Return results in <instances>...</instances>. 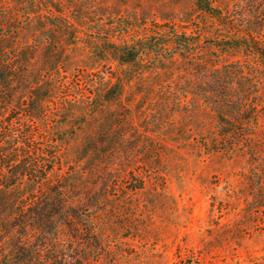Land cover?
<instances>
[{"label": "rangeland", "instance_id": "1", "mask_svg": "<svg viewBox=\"0 0 264 264\" xmlns=\"http://www.w3.org/2000/svg\"><path fill=\"white\" fill-rule=\"evenodd\" d=\"M213 3L210 24L195 0H0V257L51 197L80 232L37 259L264 264V0ZM163 22L196 53L121 57Z\"/></svg>", "mask_w": 264, "mask_h": 264}, {"label": "trees", "instance_id": "2", "mask_svg": "<svg viewBox=\"0 0 264 264\" xmlns=\"http://www.w3.org/2000/svg\"><path fill=\"white\" fill-rule=\"evenodd\" d=\"M195 5L198 11L203 14L204 18L209 20L210 24L222 20V11L214 5L213 0H195ZM142 29L141 35L143 42H141L140 46H136L135 43H127L124 41L121 48V57L131 60L143 51L145 57L149 59V61L161 63L172 59L175 56L196 53L195 49L197 43L195 44V42H191V39L193 37L199 39L200 33L197 32L199 30L198 28L187 32L186 30H178L175 24L163 22L161 24L155 23L153 27L145 25ZM193 33H195V36H193ZM244 36L249 38L250 34ZM236 37L239 39L241 36L236 34ZM213 39L214 41L217 40L218 36H214ZM250 42L251 45H245L250 48V51H253L252 53L254 55L264 61V42L260 39L255 40L253 37L250 38ZM231 47L233 48L234 46L232 45ZM227 49L230 48L228 47ZM50 198L48 197L42 200L41 205L30 210L31 213L28 214L30 222L24 223L29 227L34 226L40 231L44 229L45 224H47L49 229L45 232L41 231L39 238L36 239L34 243L31 241L32 239H20L16 243L13 256L9 258H5V256L0 257V264H70V261H65L64 259L57 260L58 256L53 255L55 252H52L53 257L49 258V260L35 258L36 255H40L45 240L47 241L49 239L52 245H54L59 243L61 235H66L64 236L66 240L72 243L75 241L77 233L80 232L78 227L72 223V219H75L77 215L74 211L75 207L69 204L62 206L61 211H63V216H60L61 222L58 224L55 220V214L57 213L58 208H56V204L54 201H51L52 198L51 200ZM19 213H22V210ZM23 227L26 226L23 225ZM62 227H66V229L62 231ZM50 234L51 236H49ZM91 236L93 237V235H90V237ZM85 237L89 238L87 233L85 234ZM93 242L95 243L94 237ZM90 243L92 244V241H90ZM77 261L79 262V260Z\"/></svg>", "mask_w": 264, "mask_h": 264}]
</instances>
